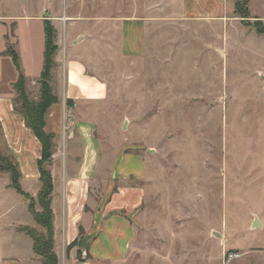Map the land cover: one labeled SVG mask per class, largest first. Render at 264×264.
Returning <instances> with one entry per match:
<instances>
[{"label": "rangeland", "instance_id": "1", "mask_svg": "<svg viewBox=\"0 0 264 264\" xmlns=\"http://www.w3.org/2000/svg\"><path fill=\"white\" fill-rule=\"evenodd\" d=\"M73 1L84 6L72 12L76 15L156 22L149 27L142 56L123 54L120 26H114L110 43L83 49L90 50L92 68L109 83L112 104L101 115L109 134L105 148L130 139L150 157L148 198L128 264H225L229 250H240L225 247L224 228L231 246H264V231H247L250 211L264 196V35L254 30L246 34L248 26L239 21L225 26L186 21L178 6L170 8L172 0ZM20 13V0H0V16ZM74 24L69 35L86 22ZM14 29L0 25V51L8 43L16 45ZM17 29L23 37L17 36L15 48L26 50V72L32 74L42 48L40 23ZM14 68L12 57H0V84ZM36 83L28 86L35 100L40 90ZM121 118L125 130L117 128ZM0 154L14 167L1 124ZM22 197L11 186L10 173L0 170V264H40L32 238L20 231L35 226L29 201Z\"/></svg>", "mask_w": 264, "mask_h": 264}, {"label": "crops", "instance_id": "2", "mask_svg": "<svg viewBox=\"0 0 264 264\" xmlns=\"http://www.w3.org/2000/svg\"><path fill=\"white\" fill-rule=\"evenodd\" d=\"M38 1L20 0L21 15L0 16V25L7 27L9 24L16 28L12 33L17 45V36L23 37L21 32H16L19 26L40 23L42 48L36 59L38 67L32 74L26 72L28 56L20 47V63L29 87L39 81L43 70L46 20L51 21L57 30L59 48L51 85L59 100L46 111L45 129L54 135L55 145L48 167L53 175L54 248L58 264H128L140 232L142 207L148 198L145 180L150 157L141 153L140 146L130 139L105 148L104 140L109 134L101 115L106 114L102 109L112 104L108 99L109 83L92 68L90 50L83 49L110 43L114 26H120L123 54L142 56L146 51L149 27L156 22L128 16L84 17L72 13L84 7L73 0H47L45 4ZM170 6H178L180 18L186 21L201 20L224 26L239 21L246 26L235 16L233 0H172ZM249 8L253 19L264 21V0H250ZM77 22L86 24L69 35V26ZM244 31L248 34L253 30L246 27ZM3 37L7 40L8 30ZM220 48L225 54V48ZM3 51H0V57H4ZM30 51L32 60H35L33 47ZM13 65V74L10 77L2 75L5 81L0 84V124L6 146L21 173L22 188L37 197L42 144L26 125L24 114L15 108L12 87L19 72L14 62ZM69 99L71 104L67 103ZM125 126L126 120L121 118L117 128L125 130ZM255 202L258 204L250 211L247 227L252 233L264 231V196ZM26 206L28 208L27 203ZM223 231L225 247L240 250L243 254L232 264H264L261 243L247 248H242L239 243L231 246L228 230L224 228ZM76 239L78 244L68 252L67 247Z\"/></svg>", "mask_w": 264, "mask_h": 264}, {"label": "trees", "instance_id": "3", "mask_svg": "<svg viewBox=\"0 0 264 264\" xmlns=\"http://www.w3.org/2000/svg\"><path fill=\"white\" fill-rule=\"evenodd\" d=\"M249 1L236 0L234 14L251 30H254L259 35H264V21L255 19L256 22H250L246 20L252 17ZM56 31L53 23L46 20L44 65L39 79L40 90L37 100L31 99L29 95L27 77L23 73L20 55L15 46L8 43L6 50L2 52L4 55L12 57L19 72L17 80L13 83V87L18 92L20 98V103H18L17 98L14 100L15 108L24 114L26 125L35 132L42 144V157L38 161L40 189L37 198H34L22 188L20 183L21 173L16 161H13L14 167L7 165L3 155L0 154V170L10 173L11 186L29 201L28 210L32 214L37 226H22L20 230L32 238L33 249L40 258V264H58L59 262L58 254L54 248V213L52 208L53 175L48 167L55 150L54 135L45 129L46 111L53 103L59 100L51 85L52 70L56 64L55 56L59 48L56 42ZM67 103L71 104L72 100H67ZM77 244L78 239L67 247V251L69 252Z\"/></svg>", "mask_w": 264, "mask_h": 264}, {"label": "built area", "instance_id": "4", "mask_svg": "<svg viewBox=\"0 0 264 264\" xmlns=\"http://www.w3.org/2000/svg\"><path fill=\"white\" fill-rule=\"evenodd\" d=\"M241 256L240 252H234V251H229L224 255V262L225 264H229L232 262L234 259L238 258Z\"/></svg>", "mask_w": 264, "mask_h": 264}]
</instances>
